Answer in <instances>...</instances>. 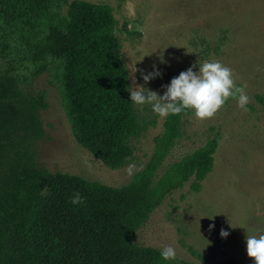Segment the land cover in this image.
<instances>
[{"label":"trees","instance_id":"obj_1","mask_svg":"<svg viewBox=\"0 0 264 264\" xmlns=\"http://www.w3.org/2000/svg\"><path fill=\"white\" fill-rule=\"evenodd\" d=\"M120 30L128 23L120 27L108 3L0 0V264H206L164 260L161 248L136 241L169 192L190 179L200 188L214 168L222 139L216 128L170 160L191 110L166 117L150 159L122 185L51 171L40 158L48 103L31 81L43 72L58 82L83 147L114 169L133 155L131 140L147 126L127 90ZM25 62L34 66L30 76L21 72ZM256 100L264 111V94ZM75 193L83 203H71ZM224 264L248 263L229 257Z\"/></svg>","mask_w":264,"mask_h":264},{"label":"rangeland","instance_id":"obj_2","mask_svg":"<svg viewBox=\"0 0 264 264\" xmlns=\"http://www.w3.org/2000/svg\"><path fill=\"white\" fill-rule=\"evenodd\" d=\"M87 1L110 4L120 27L128 23L129 30L119 35L131 87L135 78L136 84L163 95L170 75L176 77L194 64L198 71L199 64L212 60L233 69L238 86L246 85V111L229 99L214 118L199 120L192 110L184 116L182 136L170 160L204 144L216 128L222 139L214 168L200 188L190 179L169 192L140 227L136 241L159 248L171 245L177 258L187 262L224 264L235 257L254 264L247 255L246 236L264 234V111L256 100L257 93L264 94V0ZM25 64L21 72L30 76L34 66ZM154 69L162 74L145 84L139 70L147 74ZM31 84L46 91L48 106L41 118L48 136L40 158L51 171L122 185L144 168L166 119L151 105L134 103L147 127L132 138L133 155L114 169L77 141L52 74L43 72ZM133 164L136 169L129 175ZM221 229L229 235L221 237Z\"/></svg>","mask_w":264,"mask_h":264},{"label":"clouds","instance_id":"obj_3","mask_svg":"<svg viewBox=\"0 0 264 264\" xmlns=\"http://www.w3.org/2000/svg\"><path fill=\"white\" fill-rule=\"evenodd\" d=\"M195 67L194 64L187 70L181 71L178 76L173 77L170 84L163 86L166 89L163 95L142 84H136L135 78H133L135 86L127 88L131 94V101L136 105H151L152 111L161 118L180 115L192 110L199 120L211 119L229 99H235L238 108L247 110L246 106L250 102V97L245 91L246 85L238 86L236 84L233 69L218 60L199 64L198 71L193 70ZM135 71H137L136 68ZM139 71L145 84L162 74L158 69L147 74L144 70ZM134 169H136L134 164L129 165L128 174L131 175ZM71 203L74 205L83 203L80 193L73 195ZM212 227L214 225H210V228ZM220 235L227 237L229 233L221 229ZM246 242L248 257L254 260V264H264V234L247 235ZM160 256L164 260H175L177 252L173 246L163 245Z\"/></svg>","mask_w":264,"mask_h":264}]
</instances>
